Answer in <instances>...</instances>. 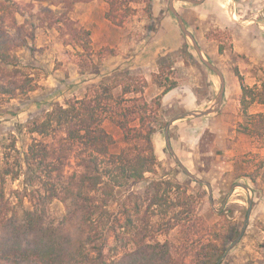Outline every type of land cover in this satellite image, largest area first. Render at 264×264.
Segmentation results:
<instances>
[{"label":"trees","instance_id":"16d2710c","mask_svg":"<svg viewBox=\"0 0 264 264\" xmlns=\"http://www.w3.org/2000/svg\"><path fill=\"white\" fill-rule=\"evenodd\" d=\"M0 1V97L27 96L40 87L35 76L22 70L13 53L28 47L36 27L57 28L64 46L80 49L75 53L82 61L80 74L99 75L103 58L114 54L109 47L94 52L90 31L67 17L75 3L93 0H62L66 11L58 16L44 7L42 17L36 13L37 26L31 24L29 29L26 22H17L16 4ZM103 1L107 5L104 18L117 27L137 12L131 4L138 0ZM151 1L144 0L143 12L148 18ZM7 15L14 39L3 26ZM174 63L171 55L160 58L155 77L173 72ZM233 73L240 85L241 111L247 116L248 105L264 104V79L250 88L237 68ZM158 86L160 95L147 102L146 80L130 76L126 70L116 71L86 87L82 97L54 104L25 126L36 138L27 146L23 162L27 178L20 190L11 193L14 200L5 197L3 186L6 177L16 180L23 174L22 165L17 163L16 170L5 166L0 171V264H215L235 235L221 232L219 225H209L197 215L200 196L187 193L180 184L169 179L149 181L141 191L147 204L138 227L134 223L140 212L138 204H122L124 226H118L115 213L109 211L117 189L132 188L146 181V175L156 174L153 139L159 129L164 132L166 124L160 99L177 83ZM257 116L264 131L263 116ZM105 122L121 131L123 141L132 146L130 150L110 152L116 141L104 128ZM246 133L251 134L249 130ZM256 136L264 139V132L256 131ZM260 168L264 171V161ZM172 191L174 199L169 196ZM134 196L131 193L127 198ZM53 201L65 208L59 220L48 211ZM153 207L159 208V215ZM152 216H156L155 222ZM71 225L73 229L67 228ZM118 227L134 232L121 251L117 248ZM177 227L182 238L177 236L174 242L151 236L152 231L168 235Z\"/></svg>","mask_w":264,"mask_h":264},{"label":"rangeland","instance_id":"374dc122","mask_svg":"<svg viewBox=\"0 0 264 264\" xmlns=\"http://www.w3.org/2000/svg\"><path fill=\"white\" fill-rule=\"evenodd\" d=\"M9 1L10 4L13 3L18 6L19 12L14 16L19 24L26 22L27 29L30 28L31 24L37 26L39 21L36 13L37 16L40 14L39 16L42 17V8L44 7H48L55 16L66 11L61 4L62 0ZM93 1L100 2L103 0ZM93 1L75 3L67 17L80 25L73 16L75 6ZM141 1L138 0V3L131 5L136 6ZM228 4L225 10L229 20L233 22L231 28L212 29L208 32L207 37L216 41L220 54L218 65L224 69L227 75L234 74L233 70L237 68L240 75L243 76L245 85L250 88L255 85L259 86V80L264 79V54H261V51H264V0H230ZM165 8L169 12L167 4H165ZM2 13L0 11V14ZM3 20V26L6 27L8 36L14 39V31L7 27L10 22L9 15L5 16ZM236 31L247 34L240 33V38L234 40V32ZM33 33L34 40H28V47L16 49L13 53L22 70L31 76H35L40 87L27 96H19L13 99L0 97V171L5 166L16 170L18 168L17 163L22 165L23 171V174H20L16 180L6 177L3 192L5 197L12 200L14 198L11 193L20 190L26 181L24 156L32 138H36V136L27 133L25 126L34 118L43 115L54 104H64L65 101L74 97L80 98L86 87L98 83L101 78L110 76L116 71L126 70L104 72L102 70L103 62L106 57L110 56L108 55L103 58L99 75L90 72L80 74L79 65L82 64V61L75 54L80 49L64 46L57 28L36 27ZM181 36L184 45L181 48V53H179L181 57L179 59L183 61L184 65L173 70V72H165L158 78L155 77L157 75L155 74L152 79L154 85L177 83V87L172 89V93L179 96H169V102L163 105L166 121L177 113L205 110L213 103L219 90L217 76L200 62L189 40L182 33ZM246 37L247 40L249 38L253 40V45H249L248 42L244 44ZM186 44L187 48H184ZM92 49L94 52L99 50L93 41ZM255 51L258 52V60L261 63H254L251 60L250 55H252L251 53L256 54ZM206 59L210 61L208 58ZM216 67L218 68V66ZM218 69L220 70V68ZM130 76L132 75L130 74ZM207 76L215 84L213 91L208 90L209 95L204 87ZM196 83L203 85V87H195L194 84ZM190 91L196 95L195 103L191 102L194 101L193 99H189ZM206 99L208 100L207 103H205ZM216 113L176 121L169 130L170 143L179 161L196 178L209 183L211 186L213 207L209 202L206 186L188 178L175 164L165 145L164 132L159 129L153 139L156 174L146 175V181L132 188L117 189L115 203L109 207V211L115 213L118 226H124L125 216L123 215L122 204L125 203L126 206L132 207L136 203L140 207V212L137 213L134 223L137 227L140 226L142 221L139 219L147 204L141 191L152 179H169L185 187L187 193L200 196L195 212L206 223L209 225L217 224L221 228V232H232L236 238L242 228L246 216L247 200L250 197L252 209L246 230L239 243L229 251L221 264H264V248L262 247L264 244V171L260 168V162L264 161V139L256 136V131L264 132L261 127V119L257 116L262 115L264 120V104L253 103L248 105L247 116L242 114L240 107L238 111L240 120H234L225 130H220L221 125H215L213 121L210 125V119L214 118ZM212 125L218 127L212 128ZM207 126H211L212 130H208ZM104 128L116 141L110 152L117 153L121 149L130 150L132 148L130 144L123 141L122 133L117 127L105 122ZM248 130L251 134L246 133ZM234 183L248 186L249 194L242 188H235L225 206L220 209L224 198ZM131 193L135 196L131 199L127 198ZM169 196L174 199L176 194L172 191ZM26 206L31 207L27 202ZM151 210L159 215V208L153 207ZM48 211L51 217L56 220L65 215V208L59 201H53L48 206ZM156 219V216H152L151 220L155 222ZM73 226H67V228L73 229ZM117 230L119 234L117 248L121 251L134 232L129 231L130 233H128L125 228L121 227H118ZM151 234V236H156L159 241L171 240L174 242V238L177 236L182 238L180 237V227L168 235L157 231H152Z\"/></svg>","mask_w":264,"mask_h":264},{"label":"crops","instance_id":"0c3cea01","mask_svg":"<svg viewBox=\"0 0 264 264\" xmlns=\"http://www.w3.org/2000/svg\"><path fill=\"white\" fill-rule=\"evenodd\" d=\"M230 0H204L199 5H193L186 2L174 1L173 5L176 12L180 15L188 31L192 33L202 54L218 66L223 72L225 79V90L223 101L219 111L214 118L210 119V125L220 124L221 129H228L234 120H240L238 111L240 108V85L234 74H226L224 69L219 67L220 54L216 41L207 37L212 29L224 30L231 28L233 23L229 20L225 8L228 7ZM169 0L151 1V18H148L143 12L145 6L144 0L133 7L137 9L135 15L128 17L122 27H117L104 18L107 5L104 1H93L90 3L77 4L74 8V18L80 25L91 32L93 43L97 49L109 47L114 50V54L106 57L103 62L102 70L109 72L112 70L126 69L132 76L146 80L148 86L144 91V99L147 102L152 101L160 95L162 88L152 83L153 76L158 74V60L166 55L174 57L175 63L173 70L181 68L184 64L180 60V49L184 45L178 24L174 16L166 11L165 4L168 7ZM227 6V7H226ZM169 10V9H168ZM243 31V30H240ZM244 31H246L244 29ZM246 32H234V40L240 38V35ZM244 44L248 42L253 45V40L244 38ZM251 53V60L254 63H261L258 60V52ZM264 54V51H261ZM195 87L203 85L194 84ZM214 82L207 76L206 92L213 91ZM209 90V91H208ZM173 90L163 95L160 99L162 105L169 102V96H175ZM196 102L195 93L190 91L189 99ZM205 101V100H204ZM208 100L206 99L207 103ZM213 121V122H212ZM213 126L212 128H217ZM212 130L211 126L206 127Z\"/></svg>","mask_w":264,"mask_h":264},{"label":"water","instance_id":"95a60500","mask_svg":"<svg viewBox=\"0 0 264 264\" xmlns=\"http://www.w3.org/2000/svg\"><path fill=\"white\" fill-rule=\"evenodd\" d=\"M174 1H181V2H186L189 4H193V5H199L201 3L204 2V0H169L168 2V9L171 12V14L175 17L179 30L181 31V33L189 40L192 48L194 49L195 53L197 54L200 62L209 70L211 71L215 76H217L218 80H219V90L218 93L213 101V103L206 108L205 110L202 111H198V110H192V111H186V112H181V113H177L174 116H172L171 118H169V120L166 121L165 127H164V140H165V145L167 147V150L170 154V156L172 157L173 161L175 162V164H177V166L180 168V170L191 180H193L194 182L198 183V184H203L206 186L207 188V192H208V199L209 202L211 204V206L213 207V197H212V190H211V186L209 185V183L202 181L198 178H196L177 158L176 154L174 153L171 143H170V136H169V130H170V126L179 120L182 119H186V118H198V117H203V116H208V115H212L214 113L217 112V110L220 108L222 101H223V94H224V90H225V79L224 76L222 74V72L215 66L213 65L210 61H208L204 55L202 54V51L200 49V47L198 46V43L196 42L194 36L192 35V33L190 31L187 30V28L185 27L182 18L180 17V15L176 12L173 2ZM242 188L244 189L248 194L250 192L248 186L244 185V184H240V183H234L231 185V188L229 190V193L227 194V196L224 198L220 209H222L226 202L228 201L230 195L233 193L235 188ZM251 209H252V199L250 197H248L247 200V210H246V216L242 225V228L238 234V236L232 240L223 250L222 254L220 255V257L218 258V260L215 262V264H221L223 262V260L225 259L226 255L229 253V251L234 248L239 241L241 240L248 221H249V217H250V213H251Z\"/></svg>","mask_w":264,"mask_h":264}]
</instances>
